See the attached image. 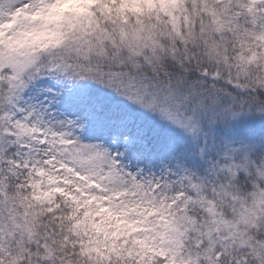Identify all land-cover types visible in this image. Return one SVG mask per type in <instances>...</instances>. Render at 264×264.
Listing matches in <instances>:
<instances>
[{"label": "snow or ice", "instance_id": "6c2138e0", "mask_svg": "<svg viewBox=\"0 0 264 264\" xmlns=\"http://www.w3.org/2000/svg\"><path fill=\"white\" fill-rule=\"evenodd\" d=\"M0 264H264V0H0Z\"/></svg>", "mask_w": 264, "mask_h": 264}]
</instances>
